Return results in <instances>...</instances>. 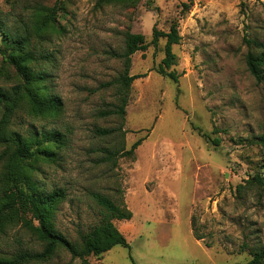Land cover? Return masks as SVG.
<instances>
[{
    "label": "rangeland",
    "instance_id": "obj_1",
    "mask_svg": "<svg viewBox=\"0 0 264 264\" xmlns=\"http://www.w3.org/2000/svg\"><path fill=\"white\" fill-rule=\"evenodd\" d=\"M4 1L0 11L10 14L11 23L25 4L10 11ZM60 1L59 31L45 36L39 49L49 56L40 70L62 112L33 117L22 106L11 119V129L23 137H63L64 145L53 148L54 160H39L32 173L42 191L65 192L55 228L76 241L96 225L101 213L91 194L98 192L122 198L131 211L129 221H113L129 249L115 246L90 256V264L249 262L253 249H264V189L247 184L255 175L264 179V150L255 140L264 136V83L247 69L244 39L264 42V0H153L132 7ZM174 21L181 39L172 46L176 62L169 71L178 82L157 73L164 39L135 53L130 74L145 76L132 82L124 135H97V129L120 125L118 117L99 113L115 104V89L106 84L122 71L115 55L123 51L126 33L142 34L150 43L153 27L168 32ZM19 82L0 55V88ZM139 139L133 158H119L115 167L101 162L103 148L122 143L129 150ZM18 239L23 246L30 241L15 228L0 239V253L19 248ZM70 259L60 250L44 264Z\"/></svg>",
    "mask_w": 264,
    "mask_h": 264
},
{
    "label": "trees",
    "instance_id": "obj_2",
    "mask_svg": "<svg viewBox=\"0 0 264 264\" xmlns=\"http://www.w3.org/2000/svg\"><path fill=\"white\" fill-rule=\"evenodd\" d=\"M142 1H146L148 5L153 2L98 0L97 6L132 7ZM4 3L10 11L19 8L23 3L25 6L23 12L18 13L11 23L6 18V15L10 14L2 15L0 11L2 62L12 67L20 79V82L9 90L0 88V145L3 147L0 153V239L7 237L9 231L18 228L29 236L30 241L23 246L22 240L18 239L19 248L0 253V264H44L50 262L60 250L67 252L71 257L66 264H72L76 259L80 260L81 264H90V256H101L115 246L129 249L126 238L113 223L129 221L132 218V213L122 198L114 200L102 193H92L93 201L100 208L101 219L87 232H80L76 241L68 239L55 228V213L65 199V192L62 189L42 191L32 180V173L35 170L34 164L39 160H54L53 148L58 149L64 145L63 137L56 132H41L39 136L23 137L11 129V119L22 106L27 108L28 114L33 117L57 118L62 112L59 97L49 91L44 83L47 75L40 70L41 62L47 61L49 56L39 49L45 36L59 31L57 20L62 4L60 0H56L52 6L36 0H5ZM159 39H164L165 45L164 58L157 73L174 83L178 82L175 71H169L176 62L172 46L177 45L181 39L177 21L171 23L168 32L158 31L153 27L150 43H146L142 34L127 32L123 51L115 55L122 62V71L115 80L106 84L107 87L115 89V104L99 113L102 117H118L120 125L115 129H97V135H124L125 109L129 102L132 82L145 76L130 74L131 57L137 52H145L149 44L156 46ZM244 41L248 49L245 56L247 69L256 82L264 83V42L247 38ZM142 140L135 141L129 150H125L122 143L120 147L103 148L101 162L115 167L119 158H133L134 151ZM255 140L264 150V136ZM213 142L216 146L219 145L218 140ZM247 184H256L264 189V179L259 175L253 176ZM240 188L237 187L238 190ZM193 234L198 241L203 238L194 229ZM32 243L38 245V248ZM250 254L252 258L246 264H264V249H253Z\"/></svg>",
    "mask_w": 264,
    "mask_h": 264
},
{
    "label": "crops",
    "instance_id": "obj_3",
    "mask_svg": "<svg viewBox=\"0 0 264 264\" xmlns=\"http://www.w3.org/2000/svg\"><path fill=\"white\" fill-rule=\"evenodd\" d=\"M198 242V241H197Z\"/></svg>",
    "mask_w": 264,
    "mask_h": 264
}]
</instances>
